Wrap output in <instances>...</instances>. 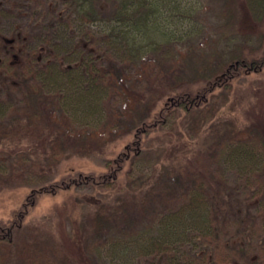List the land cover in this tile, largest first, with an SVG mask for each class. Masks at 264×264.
Returning <instances> with one entry per match:
<instances>
[{"label": "rangeland", "instance_id": "obj_1", "mask_svg": "<svg viewBox=\"0 0 264 264\" xmlns=\"http://www.w3.org/2000/svg\"><path fill=\"white\" fill-rule=\"evenodd\" d=\"M176 2L181 10L186 8L185 2L194 6L193 18L185 19V24H206L205 36L208 43L214 44L211 37L216 38V24L221 21V0ZM98 6L103 15L113 9L110 0H98ZM75 11V6L66 0H25L20 21L23 42L6 45L0 40V126H13L22 137L11 146L0 144V223L12 218L14 210L20 208L33 189L41 191L22 226L14 230L12 241L0 239V264H160L161 254L144 252L146 247L117 258L101 237L92 234L91 213L95 206L86 202L85 196L92 194L106 202V206H116L130 185L134 190L154 187L156 192L163 193L147 203L153 208L145 215L148 229L155 228L162 213L179 206L199 183L206 189L209 202L217 203L212 217L214 227L210 231L213 234L197 235L191 244L182 243L181 249L191 256L180 264H194V254L205 248L211 262L227 252L232 256L230 264L259 256L256 243L264 242L261 234L264 161L252 166H230L229 170L219 164L214 154L235 131L264 116V68L242 71L228 86H219L209 93L197 109H166V122L156 132L149 133L141 149L132 152L118 166L116 159L126 150L127 143L135 139L134 128L146 111L137 113L128 109L122 97L111 89L102 99L103 116L92 123L105 133L104 138H88L87 142L72 144L67 135L63 136L64 131L60 137H57L59 133H53L47 140L42 138L50 133L46 130L47 122L37 109L31 108L26 97L27 89L36 82L35 68L46 61L64 65L83 54L97 59V71L127 76L129 82L145 86L146 76H140L134 64L107 49L106 23L74 20ZM172 14L180 16V12ZM170 19L169 12L164 10L162 24L173 26ZM194 38V42H204L207 37ZM171 75L162 72L147 84L165 90ZM199 85L205 87L206 83ZM167 99V96L161 99L153 111L161 110ZM59 113V123L65 129L77 131V124L69 123L67 112ZM2 140L8 144V134ZM49 155L53 159L44 163ZM116 167L120 168L118 177H111L105 185L84 182L52 191L46 189L51 183L62 185L63 176L78 171L99 176L112 170L117 172ZM164 173L168 174L167 179H163ZM159 177L163 179L161 182H157ZM144 203L137 206L140 212L146 207ZM250 225L255 227L254 235L248 229ZM134 232L152 235L157 231ZM251 240L256 242L253 246ZM239 242L247 246L249 255L238 249Z\"/></svg>", "mask_w": 264, "mask_h": 264}, {"label": "trees", "instance_id": "obj_2", "mask_svg": "<svg viewBox=\"0 0 264 264\" xmlns=\"http://www.w3.org/2000/svg\"><path fill=\"white\" fill-rule=\"evenodd\" d=\"M110 1L112 11L103 15L98 0H66L75 6L74 20L106 23L107 49L134 64L139 75L146 76L145 86L139 87L136 82H129L127 76L114 73L107 75L105 71H97V59L91 54L72 58L64 65L46 61L34 69L37 74L34 76L36 82L26 92L31 108L37 109L44 122H47L46 130L50 133H45L42 137L45 140L53 133H59L57 137H60L61 131H64L63 136L67 135L72 144L87 142L88 138H104L105 133L92 123L97 117L103 116L102 99L112 89L122 97L128 109L137 113L140 110L146 111L134 128L135 139L127 143L126 150L115 161L121 166L132 152L140 150L145 141H148L149 133L156 132L158 126L166 122V109H197L209 93L219 86H228L230 80L239 76L242 71L264 68V0H221V21L216 24V38L211 37L214 44L208 43V36H205L206 24H185V19L193 18L194 6L189 2H185L186 8L181 10V5L176 0ZM164 10L169 12V23L173 26L162 24L161 15ZM172 12H180V16L177 18ZM194 36L207 38L204 42H194ZM76 49L75 47V51ZM70 54L72 55L71 52ZM15 56L18 58L19 55ZM162 72L172 74L167 88L160 90L149 86V80L159 77ZM203 83H206L205 87L197 86ZM166 96L169 99L165 101V106L154 112L157 103ZM50 100L51 108L48 107ZM64 110L69 123L75 122L78 128H83H76L77 131L70 127L65 129L57 120L59 112ZM262 117L264 116L251 120L241 130L235 131L234 136L218 148L214 155L219 158V164L231 170L230 166H252L264 161ZM53 126L56 128L52 131ZM15 131L13 126H0V132H3L0 134V144L11 146L21 140L22 137ZM6 134L8 144L2 140ZM51 159L53 156L49 155L44 163H49ZM116 169L117 172L112 170L99 176L78 171L73 175L63 176L62 185L51 183L46 185V189L52 191L68 187L71 183L84 182L105 185L110 182L111 177H118L120 168ZM162 177L167 179L168 174L164 173ZM163 179L159 177L157 182ZM143 189L134 190L130 185L120 197L118 205L111 207L92 194L85 196V201L95 206L91 213L92 234L101 237L106 242L107 249L114 252L117 258H125L135 249L146 247L144 252L154 253L155 256L161 254L160 264H180L191 256L181 249L182 243L191 244L192 238L197 235L207 237L213 234L210 231L214 227L212 217L217 211V203L209 202L206 189L199 183V186L188 192L179 206L162 213L155 228L148 229L145 219L153 208L148 207L147 203L157 196L162 197L163 193L156 192L154 187ZM40 192L33 189L20 208L14 210L12 218L0 223V239L12 241L14 230L22 226L30 210L37 204ZM220 194L219 192L218 195ZM141 202H146L143 204L146 207L140 212L137 206ZM248 229L252 234L256 232L252 225ZM134 231L157 232L148 235L149 233L135 234ZM243 234L247 236L246 233ZM254 243L256 242L251 240L250 245L253 246ZM256 246L261 253L259 256L233 264H264V242L256 243ZM237 247L244 250L246 256L249 255L247 246L239 242ZM202 250L194 254V264H230V253L211 262L208 249Z\"/></svg>", "mask_w": 264, "mask_h": 264}, {"label": "flooded vegetation", "instance_id": "obj_3", "mask_svg": "<svg viewBox=\"0 0 264 264\" xmlns=\"http://www.w3.org/2000/svg\"><path fill=\"white\" fill-rule=\"evenodd\" d=\"M25 0H0V40L8 44L23 42L21 24ZM20 51V49H19Z\"/></svg>", "mask_w": 264, "mask_h": 264}]
</instances>
